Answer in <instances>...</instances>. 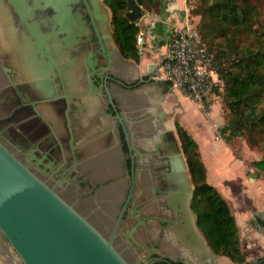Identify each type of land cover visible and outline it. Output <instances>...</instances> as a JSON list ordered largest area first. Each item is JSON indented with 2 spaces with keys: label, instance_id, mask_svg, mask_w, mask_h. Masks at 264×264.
Returning a JSON list of instances; mask_svg holds the SVG:
<instances>
[{
  "label": "flooded vegetation",
  "instance_id": "af4514ba",
  "mask_svg": "<svg viewBox=\"0 0 264 264\" xmlns=\"http://www.w3.org/2000/svg\"><path fill=\"white\" fill-rule=\"evenodd\" d=\"M107 13L102 0H0V141L129 264H221L176 122L172 137ZM0 264H25L1 232Z\"/></svg>",
  "mask_w": 264,
  "mask_h": 264
},
{
  "label": "trees",
  "instance_id": "16d2710c",
  "mask_svg": "<svg viewBox=\"0 0 264 264\" xmlns=\"http://www.w3.org/2000/svg\"><path fill=\"white\" fill-rule=\"evenodd\" d=\"M111 13L116 43L130 60L140 61L136 45L142 32L132 20L129 0H102ZM143 15L159 14L163 0H134ZM192 1L194 2L192 4ZM189 18L200 15L197 30L213 53L218 81L212 87L222 98L224 125L220 133L233 150L244 139L261 155L253 161L258 176L264 173V13L259 0H187ZM192 4V5H191ZM141 16V17H142ZM171 83L164 82L169 89ZM176 128L189 164L194 186L193 205L202 232L213 250L235 262H245L235 216L219 190L207 181L199 145L178 121ZM253 264V263H252ZM257 264H264V259Z\"/></svg>",
  "mask_w": 264,
  "mask_h": 264
},
{
  "label": "water",
  "instance_id": "95a60500",
  "mask_svg": "<svg viewBox=\"0 0 264 264\" xmlns=\"http://www.w3.org/2000/svg\"><path fill=\"white\" fill-rule=\"evenodd\" d=\"M95 1L98 3L99 0ZM129 1L132 11L128 16L132 20L140 19L143 14L141 8L134 0ZM109 14L110 11L106 18L110 17ZM148 76L155 80L154 76ZM205 98L203 96L202 99ZM169 132L174 137V131L169 129ZM180 153L182 155V151ZM182 162L192 198L194 187L191 174L183 157ZM0 232L25 264H129L112 239L106 238L87 218L22 164L1 141ZM200 237V244L210 251L204 235L200 234ZM199 247V244L185 246L200 256ZM211 253L213 257L218 256Z\"/></svg>",
  "mask_w": 264,
  "mask_h": 264
},
{
  "label": "crops",
  "instance_id": "0c3cea01",
  "mask_svg": "<svg viewBox=\"0 0 264 264\" xmlns=\"http://www.w3.org/2000/svg\"><path fill=\"white\" fill-rule=\"evenodd\" d=\"M188 11L187 0H168L161 13L145 14L139 19L145 34V70L141 71L138 65L136 75L155 77L172 30L193 24ZM150 80L152 82L144 86L143 94L155 110L169 116V129L174 131L175 118L166 110L164 101L169 93L179 91L172 85L165 89V81ZM180 119L199 145L200 157L207 169V181L219 190L235 216L246 261L227 260L231 264H257L264 259V179L254 175L256 169L249 164L250 159H256L253 158L255 155L246 148L233 150L225 141L220 133L224 118L219 102L211 105L208 115L199 109L193 112L190 108L183 110Z\"/></svg>",
  "mask_w": 264,
  "mask_h": 264
},
{
  "label": "built area",
  "instance_id": "2783aa9c",
  "mask_svg": "<svg viewBox=\"0 0 264 264\" xmlns=\"http://www.w3.org/2000/svg\"><path fill=\"white\" fill-rule=\"evenodd\" d=\"M139 51L145 49V37L137 35ZM213 53L192 25L175 27L166 44L155 79L165 81L202 105L212 85L218 81ZM203 96L206 98L203 100Z\"/></svg>",
  "mask_w": 264,
  "mask_h": 264
},
{
  "label": "rangeland",
  "instance_id": "374dc122",
  "mask_svg": "<svg viewBox=\"0 0 264 264\" xmlns=\"http://www.w3.org/2000/svg\"><path fill=\"white\" fill-rule=\"evenodd\" d=\"M167 1L168 0H163V3H167ZM194 2L192 1V4H193ZM259 3H260V5L262 6V10H263V13H264V0H259ZM188 4V3H187ZM191 4V5H192ZM189 7H190V5H188ZM107 7V6H106ZM189 7H188V9H189ZM108 8V7H107ZM189 12V11H188ZM190 13V12H189ZM141 19V18H140ZM192 21H193V24H190V25H192L193 26V28H195L196 30H197V27H198V24H199V22H200V20H201V17H200V15H196V14H194L193 16H192V19H191ZM198 31V30H197ZM143 33V32H142ZM199 33V32H198ZM144 34V33H143ZM144 37H145V34H144ZM139 53H140V61L139 62H136L139 66H140V69H141V71H144L145 70V68H144V54H145V49L143 50V51H139ZM215 102H219L220 103V105H221V107H222V116H223V111H224V106H223V103H222V98L220 97V96H217L213 91H209V93H208V98H207V100H206V102L202 105L201 103H199L198 101H195V100H193L192 98H190V97H188V96H186L185 94H183L182 92H176V94H172V93H169L168 95H167V97H166V99H165V101H164V106H165V108H166V110L168 111V112H170L171 114H173V116H174V121L176 122V121H178V122H180L181 123V119H180V117H181V114H182V112H183V110H185V109H190V108H192V111L194 112L196 109H199V110H201L204 114H206V115H208L209 113H210V110H211V105L213 104V103H215ZM174 108V110H176V111H178V112H173V109ZM224 117V116H223ZM243 148H246V149H250L251 150V154L253 153L255 156L253 157V158H260L261 157V155L260 154H258L255 150H253V149H251L248 145H247V143L244 141V139L242 140V142L240 143V145H239V148H238V150L240 151V150H242ZM253 161H254V159H250V161H249V164L251 165H253ZM258 173V171H256L255 172V174L254 175H258L257 174ZM261 173V175L262 176H260L261 178H263L264 179V173H262V172H260ZM220 263L221 264H231L228 260H227V257H225V256H222L221 258H220Z\"/></svg>",
  "mask_w": 264,
  "mask_h": 264
}]
</instances>
